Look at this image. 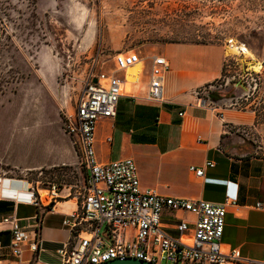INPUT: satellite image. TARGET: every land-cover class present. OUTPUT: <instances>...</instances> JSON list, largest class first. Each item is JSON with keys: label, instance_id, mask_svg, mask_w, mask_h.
I'll return each instance as SVG.
<instances>
[{"label": "rangeland", "instance_id": "1", "mask_svg": "<svg viewBox=\"0 0 264 264\" xmlns=\"http://www.w3.org/2000/svg\"><path fill=\"white\" fill-rule=\"evenodd\" d=\"M171 43L220 50L221 77L199 90L255 112V125L237 135L264 157V0H0V177L56 184L61 196L76 198L86 179L79 163L19 166L44 141L64 144V113L73 111L99 50V67L108 70L116 53L155 54ZM230 46L251 56L229 53ZM131 69L136 75L139 67Z\"/></svg>", "mask_w": 264, "mask_h": 264}, {"label": "crops", "instance_id": "2", "mask_svg": "<svg viewBox=\"0 0 264 264\" xmlns=\"http://www.w3.org/2000/svg\"><path fill=\"white\" fill-rule=\"evenodd\" d=\"M155 54L164 55L170 63L164 101L145 100L146 79L140 88L122 97L117 116L99 125L96 144L99 162L132 159L141 187L162 196L215 204L228 199L223 244L239 249L246 258H260L264 249V157L254 154L237 135L239 128L255 125V112L199 104L195 92L222 75L224 59L218 48L171 43ZM149 55L142 52L144 58ZM145 61L148 63L147 59ZM135 73V69L127 72V93L132 90L131 80ZM64 139V144L59 146L57 141L55 148L44 141L43 146H39V155L19 167L23 170L76 167L78 156L69 137ZM207 162L215 166L207 168ZM190 167L204 168V177H196ZM10 187L15 195L26 190L28 184L11 183ZM67 197L50 207L42 218L40 264H62L59 251L71 237L64 221L69 220L78 208L77 199ZM258 204L262 205L261 209L256 208ZM36 213L37 209L32 205L0 201V218L15 214L26 223ZM182 217L194 219L189 214L174 216L167 213L162 218L163 226L175 237L179 236L177 218ZM2 241L7 246L9 236L2 235ZM29 257V253H25L22 261ZM19 263V260L3 262Z\"/></svg>", "mask_w": 264, "mask_h": 264}, {"label": "built area", "instance_id": "3", "mask_svg": "<svg viewBox=\"0 0 264 264\" xmlns=\"http://www.w3.org/2000/svg\"><path fill=\"white\" fill-rule=\"evenodd\" d=\"M101 53L99 50L73 111L64 113L63 131L76 148L86 179L84 188L76 192L77 210L64 221L71 237L59 251L62 264H103L129 258L151 264H264V249L260 258L251 259L244 257L239 249L223 244L228 199L215 204L162 196L141 187L132 159L99 162L96 144L100 123L114 119L119 100L140 88L145 79V100L163 102L166 76L170 71V63L164 55L151 54L144 58L141 51L116 53L112 57L113 67L106 70L99 67ZM134 67H139L138 73L131 80L132 90L127 93V72ZM195 95L202 106L248 109L238 100L224 105L214 103L211 92L206 89L196 91ZM240 131L239 128L237 132ZM214 166L212 162L206 163L207 168ZM190 171L198 178L205 175L204 168L190 167ZM11 183H27L28 187L15 195L5 193V188L11 189ZM6 200L32 205L37 213L26 223L15 214L0 218V264L9 260L40 264L42 218L50 207L64 200L59 187L51 184L43 189L24 180L0 177V201ZM256 208L261 209L262 205ZM166 213L189 214L194 219L177 218L179 236L175 237L163 226L162 218ZM4 234L9 236L7 246L2 241ZM25 253L30 257L22 261Z\"/></svg>", "mask_w": 264, "mask_h": 264}, {"label": "bare ground", "instance_id": "4", "mask_svg": "<svg viewBox=\"0 0 264 264\" xmlns=\"http://www.w3.org/2000/svg\"><path fill=\"white\" fill-rule=\"evenodd\" d=\"M227 51L229 53H241V54H244L245 56H251V53L244 47L237 48L235 46H230V47H228ZM251 66H252V68H254L257 71L260 69V66L258 64H254L253 63V64H251ZM125 91H126V88H125ZM4 192L12 194L11 191L9 189H7V188H5ZM13 192L16 193V191H13ZM12 195H14V194H12Z\"/></svg>", "mask_w": 264, "mask_h": 264}, {"label": "water", "instance_id": "5", "mask_svg": "<svg viewBox=\"0 0 264 264\" xmlns=\"http://www.w3.org/2000/svg\"><path fill=\"white\" fill-rule=\"evenodd\" d=\"M103 264H151V263L140 261L138 259L129 258V259H116Z\"/></svg>", "mask_w": 264, "mask_h": 264}, {"label": "trees", "instance_id": "6", "mask_svg": "<svg viewBox=\"0 0 264 264\" xmlns=\"http://www.w3.org/2000/svg\"><path fill=\"white\" fill-rule=\"evenodd\" d=\"M210 97H211V99H213V98H214V94H213V93H211Z\"/></svg>", "mask_w": 264, "mask_h": 264}]
</instances>
